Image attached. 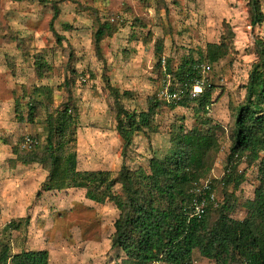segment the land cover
<instances>
[{"label": "rangeland", "instance_id": "374dc122", "mask_svg": "<svg viewBox=\"0 0 264 264\" xmlns=\"http://www.w3.org/2000/svg\"><path fill=\"white\" fill-rule=\"evenodd\" d=\"M46 1L0 0V239L11 253L45 250L49 264H132L111 248L119 217L113 202H92L84 189L72 187L43 192L47 167L26 163L42 158L47 117L65 103L77 117L71 152L80 172L117 173L125 166L149 174L150 160L166 157L177 136L213 133L217 149L200 182L211 183L219 207L225 194L233 193L230 217L243 220L244 204L260 185L258 166L242 160L238 170L245 176L237 189H225L222 177L234 114L244 102L256 60L255 43L264 42V22L250 25L248 0ZM53 6L58 17L51 27ZM105 21L117 31L96 51L93 34L97 23ZM220 42L227 54L212 65L208 110L195 105L171 109L158 101L163 77L156 54L177 67L184 59H200L208 45ZM118 107L152 110L150 129L133 137L125 157L116 130ZM25 136L39 142L32 153L20 148ZM113 192L120 194V186ZM219 207L211 209V217ZM12 221L19 230L3 231ZM193 264L214 262L195 250Z\"/></svg>", "mask_w": 264, "mask_h": 264}, {"label": "trees", "instance_id": "16d2710c", "mask_svg": "<svg viewBox=\"0 0 264 264\" xmlns=\"http://www.w3.org/2000/svg\"><path fill=\"white\" fill-rule=\"evenodd\" d=\"M12 1L48 3L46 0ZM248 9L250 25L260 26L264 22L260 0H248ZM57 17L58 9L53 6L51 27ZM116 31L114 23L98 22L93 34L96 51L101 41ZM226 54V45L220 42L208 45L206 55H201L200 59H184L177 67L165 59L162 65L163 57L158 53L156 66L163 78L165 74L170 75L172 81L179 84L190 80L195 62L212 66ZM255 54L256 60L244 87V102L237 106L234 114L230 152L222 177L225 189L229 186L237 189L245 176L238 170L242 160L246 159L248 167L258 166L260 185L253 199L244 204L247 214L243 220L230 217L234 210L233 193L225 194L214 217H211V209L200 219L189 218L184 211L193 198V185L208 175L210 155L217 149L214 134L208 131L177 136L175 147L166 157L150 160L149 174L125 166L117 173L80 172L76 169L75 154L71 152L77 117L74 107L65 103L47 117L42 158L29 159L26 163L42 162L47 167L43 192H60L72 187L84 189L85 197L92 202H113L119 217L114 223L111 248L122 251L132 264H193L195 250L214 264H264V42L255 43ZM211 96L212 90H207L193 101L184 98L177 104L160 103L171 109L195 105L205 112L211 105ZM29 109L33 111V105H29ZM151 116L152 110L136 113L118 107L116 130L123 157L133 137L144 128L150 129ZM36 141V147L27 153L39 146ZM116 185L120 186V194L113 192ZM18 224L12 221L3 231L19 230ZM0 264H49V254L45 250L12 254L10 247L0 239Z\"/></svg>", "mask_w": 264, "mask_h": 264}, {"label": "built area", "instance_id": "2783aa9c", "mask_svg": "<svg viewBox=\"0 0 264 264\" xmlns=\"http://www.w3.org/2000/svg\"><path fill=\"white\" fill-rule=\"evenodd\" d=\"M164 65V61H162ZM192 76L184 83H174L170 75L165 74L162 86L157 93L159 102L165 104H177L184 98L191 101L196 100L207 90H213L211 72L212 66L208 63L195 62L192 66ZM37 141L32 136H25L20 148L23 152L32 151ZM193 198L184 208L189 218L200 219L208 209L218 208L219 201L212 191V185L208 181L193 185Z\"/></svg>", "mask_w": 264, "mask_h": 264}]
</instances>
